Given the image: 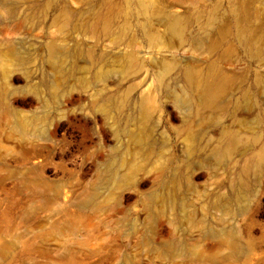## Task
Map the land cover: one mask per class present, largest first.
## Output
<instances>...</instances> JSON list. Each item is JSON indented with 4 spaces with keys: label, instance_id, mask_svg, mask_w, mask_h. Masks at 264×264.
<instances>
[{
    "label": "rangeland",
    "instance_id": "1",
    "mask_svg": "<svg viewBox=\"0 0 264 264\" xmlns=\"http://www.w3.org/2000/svg\"><path fill=\"white\" fill-rule=\"evenodd\" d=\"M0 264H264V0H0Z\"/></svg>",
    "mask_w": 264,
    "mask_h": 264
},
{
    "label": "bare ground",
    "instance_id": "2",
    "mask_svg": "<svg viewBox=\"0 0 264 264\" xmlns=\"http://www.w3.org/2000/svg\"><path fill=\"white\" fill-rule=\"evenodd\" d=\"M170 29L176 33L179 34L181 31V22L179 18H173L171 19L170 23ZM220 36H224V32L220 31ZM8 61L12 62V59H9ZM7 68V65L5 66V69ZM183 77L187 85H189L193 90H195L203 99L202 106L203 107H211L212 105V96L216 90V88L221 87L223 83V77L219 75L218 73H207L202 74L198 70L194 68H186L183 73ZM146 99L142 100L145 101ZM145 103V102H143ZM144 104H142V111H144ZM143 113V112H142ZM142 150H149L151 149V145L146 142L145 144L141 145ZM231 152L230 149L226 150L224 153ZM259 156H261V152L258 153Z\"/></svg>",
    "mask_w": 264,
    "mask_h": 264
}]
</instances>
